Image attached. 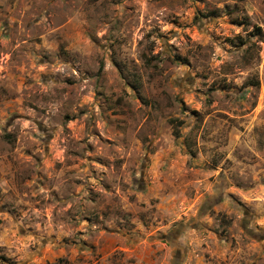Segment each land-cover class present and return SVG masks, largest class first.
I'll use <instances>...</instances> for the list:
<instances>
[{"label":"rangeland","instance_id":"rangeland-1","mask_svg":"<svg viewBox=\"0 0 264 264\" xmlns=\"http://www.w3.org/2000/svg\"><path fill=\"white\" fill-rule=\"evenodd\" d=\"M0 264H264V0H0Z\"/></svg>","mask_w":264,"mask_h":264}]
</instances>
